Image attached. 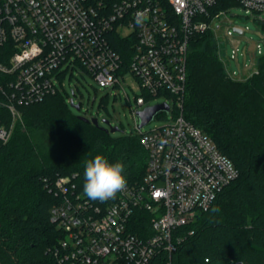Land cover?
<instances>
[{"label":"built area","instance_id":"built-area-1","mask_svg":"<svg viewBox=\"0 0 264 264\" xmlns=\"http://www.w3.org/2000/svg\"><path fill=\"white\" fill-rule=\"evenodd\" d=\"M219 1L0 0V47L10 53L8 63H0V75L10 78L4 97L13 119L0 128V145L10 140L21 120L20 106L42 103L60 92L57 74L67 64L72 69L79 65L104 88H118L131 75L145 92L136 96L139 109L164 97L174 113L171 124L147 133L136 124L148 155L146 174L140 183L127 181L114 199H88L77 175L47 184L59 200L51 209L61 235L53 250L58 264H150L162 253H173L182 241L177 232L209 211L239 178L233 161L183 116L195 35L216 34L218 54L231 79L248 80L259 73L264 40L248 67L238 62L239 42L232 43L227 59L216 23L228 9L213 12ZM236 2L264 31V0ZM235 30L244 33L240 27ZM226 33L233 38L231 30ZM138 112L132 110L135 119Z\"/></svg>","mask_w":264,"mask_h":264},{"label":"trees","instance_id":"trees-1","mask_svg":"<svg viewBox=\"0 0 264 264\" xmlns=\"http://www.w3.org/2000/svg\"><path fill=\"white\" fill-rule=\"evenodd\" d=\"M236 4L221 0L213 12ZM113 46L123 54L117 43ZM7 50L0 47V63H8ZM187 70L183 116L233 161L239 178L209 211L177 232L182 241L173 253L150 264H264V55L257 75L233 82L207 32L192 38ZM9 79L0 75V128L13 120L4 97ZM19 112L10 140L0 145V264H58L53 250L61 235L51 209L59 200L47 184L77 175L83 190L86 162L96 155L121 162L127 181L137 184L146 174L148 155L137 135L114 136L80 120L64 92L20 106Z\"/></svg>","mask_w":264,"mask_h":264},{"label":"rangeland","instance_id":"rangeland-1","mask_svg":"<svg viewBox=\"0 0 264 264\" xmlns=\"http://www.w3.org/2000/svg\"><path fill=\"white\" fill-rule=\"evenodd\" d=\"M216 26H220L221 28V31L219 32L220 41L224 43L223 45L227 59H229L233 49L232 43L239 42V64L242 67H248L251 65L256 57V46L258 44L263 45L264 40V31L255 19L249 17L242 7L236 4L228 8V15L222 18L221 21H217ZM235 27L244 29V33L239 34L235 32ZM227 29L233 32V38H230L227 35ZM212 34L214 35L216 45L218 46L216 34ZM244 54L246 58H244ZM217 55L228 79L233 82L246 81L231 79L227 74L225 64L218 54V50ZM227 61L232 69L236 70L238 68L235 61ZM58 74L57 83L61 88L60 92H64L65 101L72 113L90 119L96 118L98 119L100 126L104 128H109L108 125L103 123L104 120H108L113 127H119L121 131H123L122 133H114V136L122 134L129 136L137 135L138 130L136 129V124H139V119L133 117L132 110L142 111L148 106L161 104L167 100L164 97L148 100L149 105L139 109L136 105V96L145 95V92L141 90L138 83L131 75H127L126 80L122 81V86L118 88H104L99 86L94 78L86 73L79 65L72 69V67L67 64L58 72ZM60 83H63V86H61ZM71 100H74L76 104L81 105L80 112L71 107ZM169 102L172 104V107H174V102L170 100ZM173 119V112L160 115L150 124L141 129V131L147 133L155 128L169 125L174 121Z\"/></svg>","mask_w":264,"mask_h":264},{"label":"clouds","instance_id":"clouds-1","mask_svg":"<svg viewBox=\"0 0 264 264\" xmlns=\"http://www.w3.org/2000/svg\"><path fill=\"white\" fill-rule=\"evenodd\" d=\"M124 165L121 162L110 163L104 156L96 155L86 162L83 185L84 195L93 201L105 202L114 199L127 185ZM214 211H219L218 208Z\"/></svg>","mask_w":264,"mask_h":264},{"label":"water","instance_id":"water-1","mask_svg":"<svg viewBox=\"0 0 264 264\" xmlns=\"http://www.w3.org/2000/svg\"><path fill=\"white\" fill-rule=\"evenodd\" d=\"M237 33L241 34L242 32L240 30H235ZM71 107L75 108L77 111H81V105L76 104L74 100H71L70 102ZM171 110V107L166 103L157 104L154 106H148L144 110L138 112V119H139V128L143 129L145 126L150 124L153 120H155L156 117L163 115V114H169ZM79 119L82 121H85L87 123H90L94 125L97 128H101L102 130H105L109 134H114L117 132L122 133L121 129L119 127H113L111 123L108 120H104L103 123L108 125L109 128L101 127L99 124L98 119L96 118H87L84 116H79Z\"/></svg>","mask_w":264,"mask_h":264}]
</instances>
